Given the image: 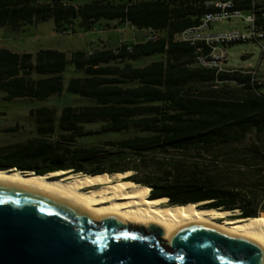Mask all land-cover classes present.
I'll return each instance as SVG.
<instances>
[{"label": "trees", "instance_id": "trees-1", "mask_svg": "<svg viewBox=\"0 0 264 264\" xmlns=\"http://www.w3.org/2000/svg\"><path fill=\"white\" fill-rule=\"evenodd\" d=\"M202 0H0V29L20 31L52 20L57 33L91 31L104 22L159 32L156 42L76 50L16 53L0 48L3 100L43 102L63 92L90 104L39 107L28 116L33 130L23 141L0 146V170L75 176L132 172L123 182L147 190L165 205L204 203L239 211L230 219L264 214V145H246L264 132V100L249 77L215 75L197 67L194 49L174 36L197 24ZM72 66L77 76L63 83ZM97 126L88 129L87 126ZM18 127L7 129L15 133ZM125 135L102 145H80L95 136ZM245 145L246 147H233ZM208 162L209 165H207ZM153 167L161 175L136 177ZM210 167L221 168L214 175ZM220 173L225 181L217 178ZM242 177L233 182L234 176ZM233 176V177H232ZM150 188V189H149ZM164 201V203H163Z\"/></svg>", "mask_w": 264, "mask_h": 264}, {"label": "water", "instance_id": "water-1", "mask_svg": "<svg viewBox=\"0 0 264 264\" xmlns=\"http://www.w3.org/2000/svg\"><path fill=\"white\" fill-rule=\"evenodd\" d=\"M0 264H264V252L209 226L166 237L157 225L97 219L58 197L0 183Z\"/></svg>", "mask_w": 264, "mask_h": 264}, {"label": "rangeland", "instance_id": "rangeland-1", "mask_svg": "<svg viewBox=\"0 0 264 264\" xmlns=\"http://www.w3.org/2000/svg\"><path fill=\"white\" fill-rule=\"evenodd\" d=\"M77 2L83 3L87 0H76ZM110 27H106L104 22L95 24L91 31L85 32L80 28H76L75 33L64 32L57 33L54 30V24L52 20H48L43 23L34 25H27L22 30L16 32L9 28L0 29V48H6L16 53H32L34 54L41 49L58 50L69 54L76 50H91L101 46L106 48H114L119 46L120 43L133 42L134 37L142 36L141 30H131L128 26L117 25L115 28L110 23ZM246 27L244 21L239 18L224 21L219 24L211 26L212 32H228L232 30L243 31ZM228 62L227 67L229 68H240L248 70L254 68L257 64H260V73H264L263 63L264 59H260V49L257 44L253 42L237 43L227 47ZM72 68L68 66L63 73V83L66 86L68 80L71 77L77 76ZM90 104V101L84 98H80L75 95L67 94L63 92L60 97L53 96L43 102L29 101L24 99H17L11 102L3 100V95L0 93V146L6 144H12L15 142L23 141L30 136V131L33 130L34 126L32 120L28 116L31 109L39 107H50L57 109V114L60 109L64 106H78ZM18 127L15 133H7L5 130L13 129ZM88 129H96L97 126H87ZM126 137L125 135H104L87 138L78 142L80 145H102V143L109 139H121ZM255 143L264 145V132L258 136H248L246 139V145L249 147H256ZM233 147H246L245 145H236ZM208 164V162H205ZM208 170L214 171L213 174L217 175V171L221 168L210 167ZM128 173L129 176L135 175L132 172ZM161 169L154 170L153 167H148L146 170L138 172L136 177L144 179L146 175L159 176L161 175ZM217 178L219 181H225V175L220 173ZM233 177V176H232ZM241 175L236 174L233 182L238 181ZM129 183L122 182L125 187H128ZM131 187V186H129ZM145 195V191H144ZM161 203V201H160ZM164 203V201H163ZM204 203H202V206ZM263 203L258 201L257 207L259 210L262 209ZM224 217V220H234L229 217L239 215V211L233 215V212ZM264 215L260 213V216ZM240 220V219H236Z\"/></svg>", "mask_w": 264, "mask_h": 264}, {"label": "bare ground", "instance_id": "bare-ground-1", "mask_svg": "<svg viewBox=\"0 0 264 264\" xmlns=\"http://www.w3.org/2000/svg\"><path fill=\"white\" fill-rule=\"evenodd\" d=\"M128 173L75 176L68 171L33 175L0 170V183L27 187L55 196L97 219L115 218L132 226L157 225L170 237L189 225H205L257 244L264 252V217L224 220L229 211L207 209L202 203L165 205L146 199L141 187H125ZM150 189V188H149ZM150 197V196H149Z\"/></svg>", "mask_w": 264, "mask_h": 264}, {"label": "built area", "instance_id": "built-area-1", "mask_svg": "<svg viewBox=\"0 0 264 264\" xmlns=\"http://www.w3.org/2000/svg\"><path fill=\"white\" fill-rule=\"evenodd\" d=\"M201 7L204 12L197 24L176 34L174 41L193 47L197 67L211 70L215 75H247L251 92L264 100V73L259 72L260 64L248 70L227 67V47L232 44L253 42L260 49V59H264V0H202ZM235 18L244 21L243 31L212 32V25ZM141 31L143 42L160 39L159 32L151 27Z\"/></svg>", "mask_w": 264, "mask_h": 264}, {"label": "crops", "instance_id": "crops-1", "mask_svg": "<svg viewBox=\"0 0 264 264\" xmlns=\"http://www.w3.org/2000/svg\"><path fill=\"white\" fill-rule=\"evenodd\" d=\"M113 26L115 25V24H112ZM125 25V24H124ZM125 26H128V25H125ZM131 30H135L134 28H132L131 26H128ZM143 41V34H142V36H138V37H134V41L132 42V43H135V42H142ZM127 43H130V42H126V43H123V44H127ZM105 47V46H104ZM117 47V46H116ZM116 47H114V48H116ZM114 48H111V49H114Z\"/></svg>", "mask_w": 264, "mask_h": 264}, {"label": "flooded vegetation", "instance_id": "flooded-vegetation-1", "mask_svg": "<svg viewBox=\"0 0 264 264\" xmlns=\"http://www.w3.org/2000/svg\"><path fill=\"white\" fill-rule=\"evenodd\" d=\"M144 191H145V195H144V197H145L146 199H152V198L149 197L150 193H149L148 198H147V197H146V195H147V190L144 189Z\"/></svg>", "mask_w": 264, "mask_h": 264}]
</instances>
